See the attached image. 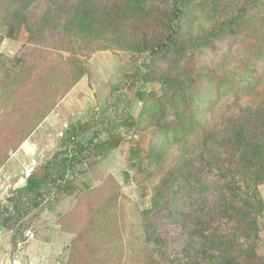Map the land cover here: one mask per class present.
Returning <instances> with one entry per match:
<instances>
[{"label":"rangeland","instance_id":"1","mask_svg":"<svg viewBox=\"0 0 264 264\" xmlns=\"http://www.w3.org/2000/svg\"><path fill=\"white\" fill-rule=\"evenodd\" d=\"M81 1L89 14L77 39L76 28L58 34L72 0H0L4 68L23 78L0 98V206L70 149L59 146L68 125L86 123L83 145L117 125L119 144L67 173L75 193L17 232L0 227V264H264V0H187L171 27L181 48L156 53L137 47L167 34L172 0ZM113 1L125 6L120 16ZM13 9L25 18L10 19ZM9 27L19 30L9 37ZM73 58L85 66L76 83ZM234 174L252 185L247 206V190L227 184Z\"/></svg>","mask_w":264,"mask_h":264},{"label":"trees","instance_id":"2","mask_svg":"<svg viewBox=\"0 0 264 264\" xmlns=\"http://www.w3.org/2000/svg\"><path fill=\"white\" fill-rule=\"evenodd\" d=\"M23 1L27 4H31L35 0ZM186 1L187 0L171 1V5L167 9L170 10L167 14L166 19L169 22L167 34L162 40L157 41L153 46L137 47V52L145 50L149 53H156L160 50L162 52L165 50H178L181 48L177 41V37H175L176 31H172L171 27H175L177 20L182 16ZM68 7L69 11L67 12L70 13V17L64 23V27H62L60 31H58V34L62 31L67 32V30L74 32V28H76L75 35L71 36H75V38L79 39L80 37H82V35L77 31V26L87 18L89 10L85 11L83 9V1L81 0H72ZM124 7V5L113 1L109 8L115 13L116 16H120V12ZM50 11L52 10L48 8L46 10V13ZM14 12V18L10 19H15L16 21H18L25 18V15L22 14L21 11ZM75 19L78 20L76 21V24L74 23ZM6 20L9 19L7 18ZM173 21L174 23H172ZM89 24H91V22H89ZM66 25L69 26L67 29L65 27ZM26 29L28 30L29 34H33V30L29 31L27 27ZM18 30L19 27H9L6 36L10 37L12 35H15V31ZM169 31H171V34H169ZM67 35L69 36V34ZM3 36L5 35H2V33H0V43ZM62 41H64L62 37H59L58 45H61ZM28 43L35 46L34 48L38 47V44L33 43L32 41H28ZM77 50H80L79 53H77L76 49L71 51H73L74 54L77 53L76 55H81L83 53L86 54L87 46H78ZM4 61L5 60L2 58V54L0 52V98L2 99V101H4L3 98L10 97L11 93H8L6 95L7 91H9L12 87H15L14 89L17 90V87L21 85V80L23 79L21 75L22 73L20 71L18 73H12L11 71L5 69ZM16 61L19 63L22 61L21 64H25V60L23 59L17 58ZM71 61H73L74 63L72 71V83H76L82 77L85 71V66L84 64H78V59L73 58ZM52 73L54 72L52 71ZM46 75L48 76L50 74L45 73V76ZM6 80H8L7 85L5 84ZM39 80H41V78ZM6 88H8V90ZM53 107L54 104L52 102H49L46 104L43 103L42 106L36 108V110L33 111V116H31L32 123L28 122L29 124H25L19 128V137L14 143L9 145L7 149L11 151L16 150L18 146L24 140H26L27 137L35 129H37L41 122L47 117L48 113L52 111ZM130 124H133V120ZM85 126L86 123L82 124L81 122L68 125L60 138L59 146L64 148L70 144V149L67 152L60 149L57 150L50 159L41 163L40 166L35 167L27 175L26 183L24 186L12 191L11 195L7 198L8 202L10 203V209L8 207L0 206V227L5 226L9 229L13 228L17 232V230H19L18 227L25 224L24 218L30 216L32 212H35L36 210H40L42 208L50 209L60 195L69 196L75 193L77 187L73 179H69L67 177V173H74L75 167L79 162L87 160L91 156H98L99 154H103L109 149L115 148L119 144V138H116L114 135H112V133H110L113 131V128L117 127V125H114L110 129H108V132L110 134L108 139H96L95 141V139L92 137L89 139L86 145H83L82 143H80V141H78V137L82 134V132L86 130ZM6 159L7 155L3 157L1 162H4ZM221 176L226 177V174L221 173ZM227 184L233 186L230 187V190L233 192H235L236 189H242L241 193H243V190H247L244 191L245 199L243 200V204L245 206L249 205L251 199L254 197L252 193L248 192L250 191V187L252 186L251 183L238 180L237 175L234 174L232 178L228 180ZM16 224H18V227L14 228Z\"/></svg>","mask_w":264,"mask_h":264}]
</instances>
